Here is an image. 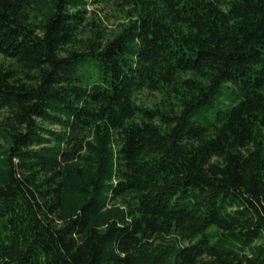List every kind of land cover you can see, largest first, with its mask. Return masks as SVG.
Returning <instances> with one entry per match:
<instances>
[{
  "label": "trees",
  "instance_id": "obj_1",
  "mask_svg": "<svg viewBox=\"0 0 264 264\" xmlns=\"http://www.w3.org/2000/svg\"><path fill=\"white\" fill-rule=\"evenodd\" d=\"M0 264H264V0H0Z\"/></svg>",
  "mask_w": 264,
  "mask_h": 264
},
{
  "label": "rangeland",
  "instance_id": "obj_2",
  "mask_svg": "<svg viewBox=\"0 0 264 264\" xmlns=\"http://www.w3.org/2000/svg\"><path fill=\"white\" fill-rule=\"evenodd\" d=\"M90 9L92 8L90 7ZM98 14L107 30H113L119 22H123L122 15L117 8H102L100 12H98ZM144 100L150 101L151 98L149 96H146L144 97Z\"/></svg>",
  "mask_w": 264,
  "mask_h": 264
}]
</instances>
